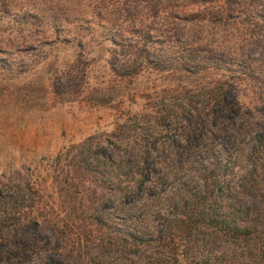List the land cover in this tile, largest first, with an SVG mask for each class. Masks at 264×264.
Instances as JSON below:
<instances>
[{"label":"trees","instance_id":"trees-1","mask_svg":"<svg viewBox=\"0 0 264 264\" xmlns=\"http://www.w3.org/2000/svg\"><path fill=\"white\" fill-rule=\"evenodd\" d=\"M190 4L117 0L113 6L117 18L109 38L118 48L109 63L117 76L149 65L182 76L210 71L227 80H216L210 97L195 105L157 113L171 136L168 146L145 145L119 152L114 160L101 153L120 168L119 239L111 244L109 237L102 238L87 257L93 264H264V101L245 105L237 90L242 82L264 83V0H203L201 9L188 12ZM30 18L33 27L46 25L36 14ZM62 23L47 24L54 40ZM44 35L35 40L45 43ZM28 38H20L15 48H33L35 40ZM71 74L68 70L55 79L54 94L79 84L84 71L77 66ZM180 120L185 122L178 131L183 145L172 136ZM108 199L103 198L102 212ZM150 200H156L152 210ZM16 235L5 253L20 258L27 243ZM68 257L58 253L50 261L61 264Z\"/></svg>","mask_w":264,"mask_h":264},{"label":"rangeland","instance_id":"rangeland-1","mask_svg":"<svg viewBox=\"0 0 264 264\" xmlns=\"http://www.w3.org/2000/svg\"><path fill=\"white\" fill-rule=\"evenodd\" d=\"M116 1L0 0V264H54L58 253L69 255L61 264H93L87 257L102 238L119 239L120 168L101 153L114 160L145 145L168 146L171 136L157 113L195 105L210 97L216 80H227L210 71L184 79L149 65L126 77L114 74L109 60L118 46L109 37ZM202 1L191 0L187 11L201 9ZM33 14L43 28L30 24ZM53 19L63 22L58 40L47 26ZM42 35L45 43L35 40ZM28 37L33 48H15ZM77 66L84 71L80 83L54 94L55 79L68 70L75 75ZM237 86L245 105L264 101L259 79ZM176 124L181 128L171 133L183 145L178 131L185 122ZM150 203L152 210L156 200ZM16 233L27 243L20 258L5 253Z\"/></svg>","mask_w":264,"mask_h":264}]
</instances>
